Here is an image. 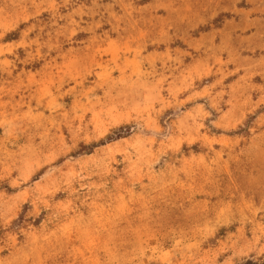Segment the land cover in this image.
Instances as JSON below:
<instances>
[{
  "label": "rangeland",
  "instance_id": "374dc122",
  "mask_svg": "<svg viewBox=\"0 0 264 264\" xmlns=\"http://www.w3.org/2000/svg\"><path fill=\"white\" fill-rule=\"evenodd\" d=\"M0 264H264V0H0Z\"/></svg>",
  "mask_w": 264,
  "mask_h": 264
}]
</instances>
